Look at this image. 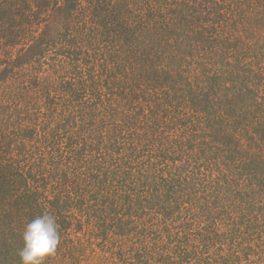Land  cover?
Wrapping results in <instances>:
<instances>
[{"label":"trees","instance_id":"1","mask_svg":"<svg viewBox=\"0 0 264 264\" xmlns=\"http://www.w3.org/2000/svg\"><path fill=\"white\" fill-rule=\"evenodd\" d=\"M264 264V0H0V264Z\"/></svg>","mask_w":264,"mask_h":264},{"label":"clouds","instance_id":"2","mask_svg":"<svg viewBox=\"0 0 264 264\" xmlns=\"http://www.w3.org/2000/svg\"><path fill=\"white\" fill-rule=\"evenodd\" d=\"M56 217L45 213L28 222L22 232L23 247L19 250L21 264H46L60 243Z\"/></svg>","mask_w":264,"mask_h":264}]
</instances>
